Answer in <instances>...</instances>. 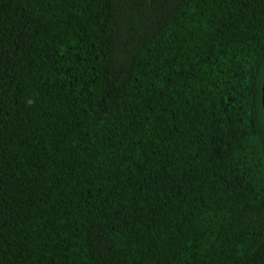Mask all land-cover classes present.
<instances>
[{"label":"trees","instance_id":"1","mask_svg":"<svg viewBox=\"0 0 264 264\" xmlns=\"http://www.w3.org/2000/svg\"><path fill=\"white\" fill-rule=\"evenodd\" d=\"M263 78L264 0H0V264H264Z\"/></svg>","mask_w":264,"mask_h":264},{"label":"water","instance_id":"2","mask_svg":"<svg viewBox=\"0 0 264 264\" xmlns=\"http://www.w3.org/2000/svg\"><path fill=\"white\" fill-rule=\"evenodd\" d=\"M260 105L262 110L264 111V78L262 79L260 85Z\"/></svg>","mask_w":264,"mask_h":264},{"label":"clouds","instance_id":"3","mask_svg":"<svg viewBox=\"0 0 264 264\" xmlns=\"http://www.w3.org/2000/svg\"><path fill=\"white\" fill-rule=\"evenodd\" d=\"M29 103H31V101H29Z\"/></svg>","mask_w":264,"mask_h":264}]
</instances>
